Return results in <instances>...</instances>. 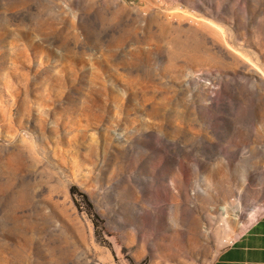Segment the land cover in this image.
I'll return each instance as SVG.
<instances>
[{"label": "rangeland", "instance_id": "1", "mask_svg": "<svg viewBox=\"0 0 264 264\" xmlns=\"http://www.w3.org/2000/svg\"><path fill=\"white\" fill-rule=\"evenodd\" d=\"M263 213L264 0H0V264H214Z\"/></svg>", "mask_w": 264, "mask_h": 264}, {"label": "crops", "instance_id": "2", "mask_svg": "<svg viewBox=\"0 0 264 264\" xmlns=\"http://www.w3.org/2000/svg\"><path fill=\"white\" fill-rule=\"evenodd\" d=\"M214 264H264V213L219 253Z\"/></svg>", "mask_w": 264, "mask_h": 264}, {"label": "trees", "instance_id": "3", "mask_svg": "<svg viewBox=\"0 0 264 264\" xmlns=\"http://www.w3.org/2000/svg\"><path fill=\"white\" fill-rule=\"evenodd\" d=\"M71 192L80 194L85 203L88 205V209L90 211L92 210V202L90 201V198L87 193L79 191L76 186L71 187Z\"/></svg>", "mask_w": 264, "mask_h": 264}, {"label": "built area", "instance_id": "4", "mask_svg": "<svg viewBox=\"0 0 264 264\" xmlns=\"http://www.w3.org/2000/svg\"><path fill=\"white\" fill-rule=\"evenodd\" d=\"M232 243V242H231Z\"/></svg>", "mask_w": 264, "mask_h": 264}]
</instances>
